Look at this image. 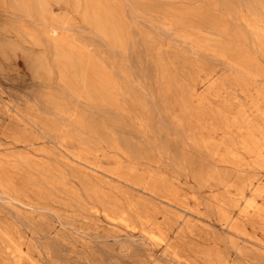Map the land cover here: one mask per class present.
<instances>
[{
	"label": "rangeland",
	"instance_id": "1",
	"mask_svg": "<svg viewBox=\"0 0 264 264\" xmlns=\"http://www.w3.org/2000/svg\"><path fill=\"white\" fill-rule=\"evenodd\" d=\"M0 264H264V0H0Z\"/></svg>",
	"mask_w": 264,
	"mask_h": 264
},
{
	"label": "bare ground",
	"instance_id": "2",
	"mask_svg": "<svg viewBox=\"0 0 264 264\" xmlns=\"http://www.w3.org/2000/svg\"><path fill=\"white\" fill-rule=\"evenodd\" d=\"M211 88V87H210ZM236 116V115H235ZM261 163V162H260ZM230 221V220H229ZM167 247V246H166ZM164 255V254H163Z\"/></svg>",
	"mask_w": 264,
	"mask_h": 264
}]
</instances>
